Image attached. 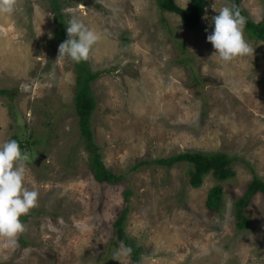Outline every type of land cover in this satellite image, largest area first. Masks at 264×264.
Returning a JSON list of instances; mask_svg holds the SVG:
<instances>
[{"label":"rangeland","instance_id":"374dc122","mask_svg":"<svg viewBox=\"0 0 264 264\" xmlns=\"http://www.w3.org/2000/svg\"><path fill=\"white\" fill-rule=\"evenodd\" d=\"M60 2L66 24L75 15L100 35L88 60L101 72L91 86L92 127L106 167L123 179L100 182L90 169L74 102L77 66L57 60L51 0H19L14 14H0V88L13 90L0 95V145L15 139L29 154L24 185L39 198L18 246L0 247V264H134L129 255L114 259V223L127 204L124 226L142 246L140 264H264V193L245 207L246 228L236 214L254 170L264 181V41L244 30L253 56L227 65L212 56V17L229 0H207L195 28L158 0ZM241 3L264 22V0ZM194 151L234 157L235 176L210 172L193 187L187 162L135 168ZM216 185L223 203L210 210Z\"/></svg>","mask_w":264,"mask_h":264},{"label":"trees","instance_id":"16d2710c","mask_svg":"<svg viewBox=\"0 0 264 264\" xmlns=\"http://www.w3.org/2000/svg\"><path fill=\"white\" fill-rule=\"evenodd\" d=\"M231 5L235 4L241 11V15L246 17L247 23L245 29L248 34L255 39L264 41V22L253 21L247 12L244 10L241 0H229ZM159 6L162 10L175 12L182 18L183 24L187 28H195L199 25L202 14L205 12L207 0H190L186 7L180 6L176 0H158ZM51 6L56 12L55 16V38L59 42H64L67 36V24L62 15V6L60 0H51ZM183 49L185 46L181 44ZM77 66V82L74 95V102L76 112L79 115V125L81 135L86 143V147L92 152L90 157V169L95 178L100 182L117 183L123 179L122 175H117L108 169L102 159L100 147L96 144L93 127L92 115L96 107V99L91 89L92 83L96 80L101 72L91 70L88 61L76 63ZM105 72V71H104ZM12 89L0 88V95H11ZM234 157H230L225 153H204L201 151L183 152L177 155L154 159L153 161L142 160L139 161L135 168L143 164H158V165H174L176 162H187L192 166L189 171L190 184L193 187L201 186L203 178L208 173L212 172L218 180H226L235 176L236 172L231 166ZM253 169V168H252ZM254 170V169H253ZM258 192L264 193V181L260 178L255 170L253 179L248 183L247 188L242 197L236 201L237 225L240 229H244L249 225L250 219L245 214V207L249 204L251 197ZM131 190L124 191L125 199L128 203L130 200ZM223 203V192L219 185L211 188L208 194L207 206L210 210L220 208ZM130 207L127 204L117 220L114 223L115 234L118 242L125 248H130L131 252L128 254L134 264H140L142 255V246L136 243L125 230V220ZM26 216H22L21 220L24 222ZM23 242H27L23 239Z\"/></svg>","mask_w":264,"mask_h":264},{"label":"clouds","instance_id":"9594fccd","mask_svg":"<svg viewBox=\"0 0 264 264\" xmlns=\"http://www.w3.org/2000/svg\"><path fill=\"white\" fill-rule=\"evenodd\" d=\"M18 3L19 0H0V14H14ZM212 7L216 11L215 4ZM212 23L214 30L207 36L215 50L212 56H218L226 65L237 58L253 56L255 49L244 35L246 17L235 4L222 6L218 15L212 17ZM67 36L59 45L57 60L86 62L100 40V35L75 15L67 22ZM49 38H52L51 33ZM29 160V154L21 151L17 140L0 145V247L15 249L18 246V238L27 231L21 217L38 206V191L24 185ZM130 252L121 242V250L114 253V259Z\"/></svg>","mask_w":264,"mask_h":264},{"label":"water","instance_id":"95a60500","mask_svg":"<svg viewBox=\"0 0 264 264\" xmlns=\"http://www.w3.org/2000/svg\"><path fill=\"white\" fill-rule=\"evenodd\" d=\"M85 2L84 3H88V0H84ZM46 157V155L45 154H40L39 155V157L37 158V160H36V162L37 163H40V161L42 160V159H44Z\"/></svg>","mask_w":264,"mask_h":264}]
</instances>
